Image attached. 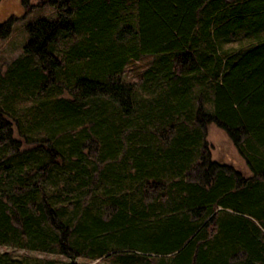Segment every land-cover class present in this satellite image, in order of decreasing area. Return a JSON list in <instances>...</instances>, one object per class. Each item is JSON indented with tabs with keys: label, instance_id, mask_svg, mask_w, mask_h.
Here are the masks:
<instances>
[{
	"label": "trees",
	"instance_id": "16d2710c",
	"mask_svg": "<svg viewBox=\"0 0 264 264\" xmlns=\"http://www.w3.org/2000/svg\"><path fill=\"white\" fill-rule=\"evenodd\" d=\"M41 1L0 71V245L66 260L0 264H264V0Z\"/></svg>",
	"mask_w": 264,
	"mask_h": 264
},
{
	"label": "rangeland",
	"instance_id": "374dc122",
	"mask_svg": "<svg viewBox=\"0 0 264 264\" xmlns=\"http://www.w3.org/2000/svg\"><path fill=\"white\" fill-rule=\"evenodd\" d=\"M10 17H13L11 32L6 37H0V71H4L9 62L22 54L23 46L29 39L28 23L38 17L54 18L56 17V11L50 4L41 0H0V22ZM233 45H237V43L234 42ZM152 59L153 57L151 56H145L140 61L131 64L126 70L125 78L129 81L137 82L139 73L150 64ZM206 137L214 159L227 163L243 171L246 175L249 174L245 161L223 129L215 124H210ZM0 251H9L13 256L29 261L66 260L59 254L11 246L0 245ZM78 260L88 264L96 262V260L89 261L84 258H79ZM103 262L107 263V261Z\"/></svg>",
	"mask_w": 264,
	"mask_h": 264
}]
</instances>
